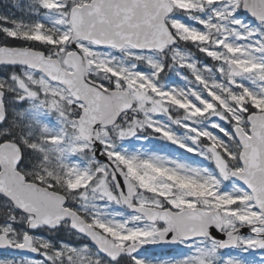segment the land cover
Instances as JSON below:
<instances>
[{
	"label": "snow or ice",
	"instance_id": "1",
	"mask_svg": "<svg viewBox=\"0 0 264 264\" xmlns=\"http://www.w3.org/2000/svg\"><path fill=\"white\" fill-rule=\"evenodd\" d=\"M13 6L0 264H264V0Z\"/></svg>",
	"mask_w": 264,
	"mask_h": 264
},
{
	"label": "rangeland",
	"instance_id": "2",
	"mask_svg": "<svg viewBox=\"0 0 264 264\" xmlns=\"http://www.w3.org/2000/svg\"><path fill=\"white\" fill-rule=\"evenodd\" d=\"M1 1H2V5L0 6V13L15 15L17 17H20L23 15L21 11H19L16 7L13 6L15 0H1ZM19 2L23 6L24 4L27 3V0H19ZM2 256L3 254L0 255V258H2Z\"/></svg>",
	"mask_w": 264,
	"mask_h": 264
},
{
	"label": "trees",
	"instance_id": "3",
	"mask_svg": "<svg viewBox=\"0 0 264 264\" xmlns=\"http://www.w3.org/2000/svg\"><path fill=\"white\" fill-rule=\"evenodd\" d=\"M2 3V1L0 0V4Z\"/></svg>",
	"mask_w": 264,
	"mask_h": 264
},
{
	"label": "water",
	"instance_id": "4",
	"mask_svg": "<svg viewBox=\"0 0 264 264\" xmlns=\"http://www.w3.org/2000/svg\"><path fill=\"white\" fill-rule=\"evenodd\" d=\"M0 252H2V251H0Z\"/></svg>",
	"mask_w": 264,
	"mask_h": 264
}]
</instances>
